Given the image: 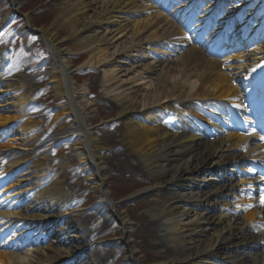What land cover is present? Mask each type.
<instances>
[{"label":"bare ground","instance_id":"obj_1","mask_svg":"<svg viewBox=\"0 0 264 264\" xmlns=\"http://www.w3.org/2000/svg\"><path fill=\"white\" fill-rule=\"evenodd\" d=\"M58 1L56 16L41 37L50 53L48 66L53 89L57 96L67 100L64 113H56L52 120L57 122L74 116V127L83 136V143L78 145L75 155L64 157L60 164L64 169L81 165L87 175L85 179L92 181L96 196L101 199V204L92 208L108 219L119 221L124 254L134 257L139 251L130 241L134 229L128 219L124 215H114V203L104 193L106 185L100 178L110 168L122 173L139 170L152 183V190L163 193L161 199L147 203V214L160 240L153 248L160 250L157 255L165 257L167 264H264V232L258 229L255 218L261 219L262 213L245 209L235 190L243 179L239 172L232 170L237 165L235 162L256 153L249 144L252 138L233 134L226 127L220 128L217 121L222 117L221 108L245 107L237 81L244 82L246 89L251 85L253 93L249 101L254 94L259 97L256 90L260 84L264 88V40L257 44L264 37L263 0H258L255 11L249 14L251 18L254 13L258 14L256 18L262 28L250 37V44L257 41L253 45L254 51L262 63L250 59L251 64L247 63V56L235 52L241 39L234 46V55L226 60L208 57L206 50L177 24L180 18L173 20L169 16L164 19L160 8L149 0ZM175 1L176 9L182 13L187 7L196 5L195 2L205 0ZM218 4L219 0H214L208 5L210 12L201 17L198 27L206 28L214 21L207 17L212 15L214 18L217 8L223 10ZM232 15L227 13L225 20L216 22L217 27L223 22L224 26L220 24L224 28L222 33L227 30V24L235 21ZM247 19L244 22L247 23ZM238 31L234 34L238 35ZM223 36L229 37L228 33ZM210 38L223 42L218 30H213ZM70 41L72 46L63 50ZM144 46L149 48L147 52ZM78 54L87 56V64L103 74L102 94L122 99L117 107L119 118L124 119L118 132L119 148L108 145L111 151L106 154L88 134L87 116L78 107L81 94L69 78V57ZM112 57L117 60V66L122 65L116 76L114 70L107 69L106 63ZM2 62L0 57V65ZM132 64L133 68L126 67ZM20 80L18 77L10 79L12 85L7 86L12 89L10 94L15 102L12 105L17 115H0V131L4 136L0 142V155L5 157L0 158V169L7 170L0 175V199L3 205L11 201H14L13 205L18 204L15 209L18 212L0 208L1 231L2 234L14 232L8 240L12 242L18 236L15 234L18 231L11 229L12 225L24 234L28 222L38 219L36 221L40 223L43 214L50 215L53 222L61 225L56 226L57 237H51L46 245L37 247L35 256L29 252L19 255L0 247V264H65L67 260L68 264H100L98 258L91 255L93 253L77 250L88 237L84 223L78 220V216L86 211L72 210L73 199L67 192L66 183L58 180L59 183L50 184L53 175L47 164L31 162L29 152L41 143L44 134L20 114L25 112L22 104L27 103L29 96L27 90L18 88ZM82 88L81 93H87L88 88ZM189 98L196 104L184 105L186 100L183 99ZM167 117L170 124L164 123ZM11 121H16V125L11 127ZM11 131L21 133L19 143L14 144L12 138H7L9 134L13 135ZM17 148L20 153L7 155ZM22 167L21 181L11 182L7 175ZM229 167L228 171L222 169ZM240 171L246 172V169ZM196 174H201L199 179ZM215 176L217 179L213 178ZM230 200L235 202L241 217L226 212L233 205ZM14 216L17 219L12 223ZM11 223L9 228L6 227ZM52 230L48 229V232L53 233ZM36 243L42 245V242ZM246 245H255L257 254L246 255V249L242 248ZM237 248L244 255L237 254ZM226 251L231 252L224 261H215L213 256ZM238 255L243 259L240 260Z\"/></svg>","mask_w":264,"mask_h":264},{"label":"rangeland","instance_id":"obj_2","mask_svg":"<svg viewBox=\"0 0 264 264\" xmlns=\"http://www.w3.org/2000/svg\"><path fill=\"white\" fill-rule=\"evenodd\" d=\"M58 5V0H0V56L4 61L3 66L0 67V86L4 88V93L0 95V115H17V111L13 109L12 105L15 102L13 97L10 96L12 90L7 88L8 84L11 83L9 79L18 76L21 79L20 81L24 85L26 84V88L33 92L31 98L35 103L44 89H49L51 100L48 97H39L40 103L38 105L36 103L34 106L30 105L27 108V115L36 110V113H33L36 117L30 120L35 125L38 124L40 132L44 134L41 143L38 142L39 144H36L35 149L29 152V155L31 156V162L47 164L50 167L49 169L55 174L50 182L51 185L59 183V181L68 185L67 192L73 199L72 208L86 211L78 216V220L84 223L89 236L85 243L79 245L77 250L92 251L95 256L97 255L100 264H137V261L139 264H167L168 261L165 257L157 255L160 250L153 248V245L159 243L160 240L158 234L152 228L154 226L153 221L147 214V203L152 199H161L163 193L160 190L151 189L152 183L145 177L143 172L141 173L138 170L137 172L122 173L110 168L106 175H102L100 178L106 185L104 193L109 197V200L111 197L112 200L117 201L113 204L115 207L114 215L126 216L130 227L134 229L130 241L139 252L132 259L126 258L123 253L121 255L120 252L115 251L117 250L116 244L120 243L123 236L120 232L121 227L118 225L119 221L113 219L114 222L104 223L96 209L89 210L96 206V203L90 206L97 199L96 190L92 181L85 179L87 175L84 174L81 166H69L64 169L58 162L66 156L73 157L79 149L78 145L83 143L82 140L79 141L73 137L74 133L71 130L74 128L75 121L71 115L56 123L53 122L51 117V114H63L67 108V100L64 97L57 96L56 91L53 89L54 83L48 66L50 53L46 42L41 38L44 35L43 30L49 29L50 24L53 22ZM239 13L244 16L247 14L246 9L243 13ZM135 15L137 14L132 16ZM22 17L27 20L28 25L30 24L29 29L37 32V35L26 32L24 19H22L23 23L20 22ZM163 18L168 19L169 17L163 13ZM121 20L126 19L122 18ZM113 21L117 22L116 19ZM72 44L73 42L70 41L62 49L65 50L71 47ZM144 48L146 52L149 50L145 46ZM159 48H161L160 45ZM247 54L246 59L260 62L258 61L261 58L260 56H255L253 52ZM87 59L88 57L82 54L69 57V78L81 94L78 99V107L87 116L88 134L102 149H105L106 154L111 151L109 150L111 147L108 145L113 144V148H119L118 132L124 119L119 118L117 107L122 99L119 96L109 98V96L106 97L102 94L103 74L100 70L96 71L90 67L87 64ZM115 61L117 60L112 57L106 64H108L107 69L114 70L116 76L119 74L118 71L121 69L119 67L122 65L117 66ZM126 67L133 68L134 65H126ZM32 77H35L37 82L40 83L37 85L39 90L35 84H31ZM82 86L88 88L87 93H81ZM183 100H186V104L189 105L196 104L190 98ZM174 102H177V100L175 99ZM49 103H51V107L47 106ZM169 121V118H167L165 123L170 124ZM11 133L14 141L19 143L21 133L17 134V131H11ZM26 174L24 173V175ZM16 181H21L20 175ZM98 203L97 206H99ZM70 215L74 214L70 213ZM27 251L35 256L37 250L33 247ZM227 252L229 253V251ZM220 257L224 259L223 256Z\"/></svg>","mask_w":264,"mask_h":264},{"label":"snow or ice","instance_id":"obj_3","mask_svg":"<svg viewBox=\"0 0 264 264\" xmlns=\"http://www.w3.org/2000/svg\"><path fill=\"white\" fill-rule=\"evenodd\" d=\"M262 205H264V201H262Z\"/></svg>","mask_w":264,"mask_h":264}]
</instances>
